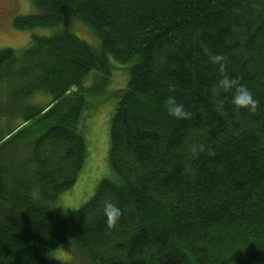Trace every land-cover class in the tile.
I'll use <instances>...</instances> for the list:
<instances>
[{
  "label": "trees",
  "instance_id": "16d2710c",
  "mask_svg": "<svg viewBox=\"0 0 264 264\" xmlns=\"http://www.w3.org/2000/svg\"><path fill=\"white\" fill-rule=\"evenodd\" d=\"M28 1L36 12L14 29L71 14L100 48L60 30L0 49V264H60L52 254L63 245L87 264H264V0ZM218 53L259 100L256 113L233 112L212 92L208 57ZM109 57L128 64V81L108 124V176L62 210L86 157L84 82L96 73L99 95ZM169 95L187 119L168 115ZM105 198L123 211L113 227Z\"/></svg>",
  "mask_w": 264,
  "mask_h": 264
},
{
  "label": "rangeland",
  "instance_id": "374dc122",
  "mask_svg": "<svg viewBox=\"0 0 264 264\" xmlns=\"http://www.w3.org/2000/svg\"><path fill=\"white\" fill-rule=\"evenodd\" d=\"M35 12L36 9L28 0H0V49L12 48L20 50L29 44L32 35L48 36L60 30H68L87 42L91 47L100 48L97 38L71 14H66L65 20L52 28H36L32 30H16L13 28L12 20L15 17ZM109 61L112 65L111 74L102 90H100L99 95L90 91L94 85L96 73L91 72L84 82L86 89L89 90V92H86L85 98L91 109L87 108L84 112L77 131L83 133L86 157L75 184L70 190L59 196L57 206L62 210L79 208L93 195L98 183L108 176L105 161L108 124L117 102L115 93L120 92L128 81L126 71L128 64L118 63L110 57ZM100 95L102 97L98 98ZM37 96H44L47 99L49 97L43 93H39ZM44 97H37L33 101L40 103V105H45L47 102ZM32 123L33 121L25 126H29ZM5 128L6 121L0 119V137L6 135L4 132ZM32 134H24L23 137L32 138L35 136ZM106 170L107 175H105ZM52 255L60 264H87L84 259L76 256L69 245L57 248Z\"/></svg>",
  "mask_w": 264,
  "mask_h": 264
},
{
  "label": "clouds",
  "instance_id": "9594fccd",
  "mask_svg": "<svg viewBox=\"0 0 264 264\" xmlns=\"http://www.w3.org/2000/svg\"><path fill=\"white\" fill-rule=\"evenodd\" d=\"M208 61L216 68L218 79L212 85V92L220 98V103L229 104L233 112L256 113L259 107V100L253 91L245 84L240 82L236 76L229 75L226 66V57L222 53L212 54ZM165 109L170 117L178 120L187 119L191 113L185 108L184 104L177 100L174 95H169L164 100ZM205 144H193L192 154L203 152ZM103 217L108 227L115 226L123 215L121 207L111 198L102 200L101 208Z\"/></svg>",
  "mask_w": 264,
  "mask_h": 264
}]
</instances>
